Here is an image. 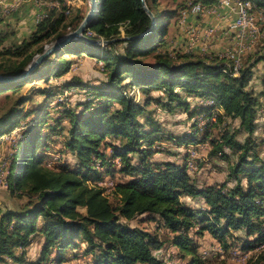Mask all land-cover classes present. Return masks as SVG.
<instances>
[{
	"label": "trees",
	"instance_id": "obj_1",
	"mask_svg": "<svg viewBox=\"0 0 264 264\" xmlns=\"http://www.w3.org/2000/svg\"><path fill=\"white\" fill-rule=\"evenodd\" d=\"M57 1L59 7L51 8L26 39L0 53V56L7 54L14 58L0 61V75H19L36 55L44 51L45 45L66 35L68 27L71 30L77 28L84 18L80 9L68 19L72 9L66 13V2ZM144 1L153 13L157 0ZM250 1L264 8V0ZM186 7L177 5L173 9H162V24L155 19L154 28L137 37L151 27V19L141 0H99L98 11L87 29L92 35L87 37L91 40L134 38L105 44L75 38L52 51L23 79L0 82V94L6 97L8 92L19 91L33 80L48 83L51 77H61L69 71L71 59H67V55H84L101 62L106 75L98 85L72 76L70 81L53 84L52 88L49 84L38 88L43 101L27 108L25 105L32 97L21 92L0 113V138L25 120L14 143L5 181L11 192L24 190L27 197L26 204L18 210H0V261L5 257L23 261L24 257L17 255L15 249L29 245L31 235L37 232L42 236L37 264L43 263L53 249L56 250L52 259L54 264H63L67 261V250L79 249L82 244L86 246L84 254L93 256L91 264H163L154 254L163 241L142 228L124 223L141 214L156 215L161 220L162 226L172 234L171 244L186 259L185 264H206L190 235V229L196 224L201 225L200 232L206 231L223 244L231 230L241 229L247 238L252 237L244 241V249L264 243L261 219L264 217V162H258L256 155L249 156L255 148L251 137L242 142L235 140L233 132H218L212 139L205 132L200 137V141L210 140L211 156L230 155L225 149L238 151L236 162L229 171L234 180L231 187L222 183L200 188L182 164L149 161L150 147L157 139L154 135L159 129L155 121L142 115L148 101L155 98L149 97L141 103L137 95L148 96L151 90L166 95L168 101L156 100L167 108H171V102L178 101L179 105L189 109L188 102L181 99L180 91L213 98L222 113L216 115L215 122L206 123L202 132L217 127L223 118L229 117L238 120V130L248 135L255 131L259 101L247 89L254 63L244 65L237 76H232L225 71L223 58L184 53L182 60L176 61L167 53L157 51L168 33V19L179 16ZM152 52H155L156 60L151 65L143 58ZM262 57V54L258 56ZM70 88L85 91L88 99L79 101L75 107L69 106L68 100L58 103L62 108L55 122L65 120L68 125L57 129L47 123L48 106L56 96ZM131 89L137 92L130 95ZM198 107L206 116L214 108ZM196 132L198 129L179 137L178 141L198 143ZM54 136H63L61 150L72 154L74 166L57 162L52 167L46 166V161L51 160L46 159L48 145L55 141ZM109 139L118 140L119 145ZM114 159H119V165H115ZM133 159L137 162L133 163ZM115 169L131 176L126 182L114 184L112 192L118 197L116 205L104 194V188L88 184L89 180H100L102 170L109 173ZM242 180L246 182L245 186ZM182 196L204 199L208 210L189 207L181 200ZM246 264L260 263L250 259Z\"/></svg>",
	"mask_w": 264,
	"mask_h": 264
},
{
	"label": "rangeland",
	"instance_id": "obj_2",
	"mask_svg": "<svg viewBox=\"0 0 264 264\" xmlns=\"http://www.w3.org/2000/svg\"><path fill=\"white\" fill-rule=\"evenodd\" d=\"M188 1L189 0H157V5L153 8V13L157 23L160 25L163 22V16L161 15L162 9H173L177 5L183 7V5H187ZM70 8L72 11L68 19L72 17L76 9H80L82 15L85 16L90 10V3L88 0H83V2L79 3V6L71 5ZM177 18L178 16L169 18L168 21L170 25L173 26V23L177 21ZM4 19L5 17H2L0 18V21H3ZM262 29L264 30V24ZM66 31L70 32L72 30L70 27H68ZM14 34L15 32L11 31L10 29L0 31V53L7 47H11L13 45L16 46L21 43H17ZM168 39L169 40H165L166 42L159 46L157 51L162 53L165 52L172 56L176 61H181V55L184 53H181L179 50H172L168 44L170 42V38ZM261 43L262 44L258 45L256 52H253L247 56L245 62V66L250 62L254 63V66L252 67L253 76L247 86V89L251 90L253 94L258 97L259 101L255 119V131L253 134L248 135L244 131L238 130V120L229 117L223 118L218 123L217 127L212 129L209 128L203 132L202 130L198 129V132H196L197 141H199L198 143H181V141H178V138L194 133L193 131L190 133L188 132L189 129H194L196 127V124L193 123V118L199 116L203 112L200 111L198 107V105H200L198 104L199 96L180 91L181 99L188 102L189 109L179 105L178 101L171 102V108H167L162 105V102H158L156 100L160 98L163 102H166L168 101L166 95L161 93L159 90H151L150 92L148 91V96H143L141 94L137 95V99L141 103L149 97L155 98L148 101V103L145 105L146 112H144L142 115L150 117L153 121H155V123H157L156 125H158L155 126L159 129L154 135L157 139L154 140L153 145L150 147L152 154L149 158V161H172L182 164L186 167L190 177L200 188H203L207 185H220L222 183H226L227 187H231L234 184V180L233 177L229 176V171L233 163L236 162L238 151L233 152L231 150L225 149L226 153L231 154L226 156H220L219 154L211 156L210 152L212 151L213 147L210 143V140L206 139L200 141V137H202L205 132H208L209 138L211 139L216 138L218 132H220V134H229L233 132L235 135V140L239 142L251 137L255 148L253 149L254 153L249 152V156L256 155L258 162L259 160L264 162V58H258L260 54L264 56V36L261 39ZM165 44L167 46H165ZM194 55L201 57L217 56L212 54ZM10 58L11 57H9L7 54L1 55L0 61H6L5 59ZM66 58L71 59V64L69 71L66 72L63 77H51L48 83L36 79L32 82H29L28 84H25L22 88H20L19 91L13 93L8 92L7 97L4 96V94H0V113L5 111L21 92L29 93L32 97L31 101L25 105L27 108L32 104L37 105L43 101L44 97L37 92V89L45 88L48 86V84L51 85L50 87L52 88L53 84L56 86L61 81H70L72 76L80 77L83 81L88 82L91 85H98L105 79V72H103L102 64L99 62L87 60L84 55H67ZM13 59L14 58H11V60ZM143 60L152 65L156 60L155 52L145 56ZM59 88L55 87V89ZM58 91L60 90H57V92ZM134 92L137 91H132L131 89L128 93L133 95ZM86 94L87 93H85V91L76 88H70L63 93H60L58 96H56V99L50 102V105L48 106L49 113L47 115V123L50 126L57 127V129L67 127L68 124L65 120H62L60 123L55 122V119L59 117L58 111L62 108L60 104L58 106V103H65L68 100L69 106L75 107L79 101L88 99ZM114 106L118 107L117 105ZM77 109L79 110L80 108ZM142 118L143 117H141V119ZM24 122L25 120H21L19 124L16 125V127L23 125ZM17 134L18 131H16V133L10 132L8 135L5 134V137L7 136L6 138H0V161L6 159L8 165L15 148V140L18 138ZM63 135H65V133H63ZM62 137L63 136H54V138H52L55 141H50L48 145L49 151H47L48 155H46V159H53L57 163H67V165L72 167L75 165V160L71 153L61 150L60 141L62 140ZM109 141H111V143L114 145H119L118 140L109 139ZM102 149L110 152V149L105 146H102ZM114 161L116 163L115 165H119V159H114ZM136 162V159H133V163ZM102 171L103 172L101 173L100 180L96 182L95 180H89L88 184H94L98 187L104 188V194L108 197L111 203L116 205L118 204V197L112 192L114 184L126 182L131 178V176L120 173L117 169L110 171L109 173L104 172L105 170ZM5 180V176L4 178H0V210H4L6 208L18 210L27 202V197L24 195V190L22 192L20 190L11 192L7 187ZM242 183L244 186L246 185L244 180H242ZM181 200L191 208L202 211L208 210V205L205 203V200L200 197L194 198L182 196ZM79 210L82 211L81 208H79ZM261 219L263 221L262 227L264 228V217H261ZM124 223H127L131 227L136 226L142 228L163 241V245L159 249L161 252L157 253L158 259H160L163 264H185L186 259L181 257L178 250L173 247L170 242L172 234L169 232V230L162 226L163 224L161 223V220L156 215L151 216L148 214H141L132 220H126ZM39 224H41V222H39ZM200 227V224H196L192 229H190V235L193 237V240L197 245L198 252L206 264H214L219 261H223L226 264H237L236 261H234L232 254V251L236 249L249 252V260L256 259L260 264H264V243L255 245V248L253 249H244L242 244L244 241H249L252 239V237L247 238L244 235L243 229L231 230L225 237V244H223L220 240L215 239L206 231L200 232ZM39 236V233H34L31 235V241L29 245L15 249V253L17 255L22 254L24 257L23 261L16 262L5 257L3 261H0V264H19L23 262L26 264H37V261H39V250L41 249V246L38 244ZM31 246H33V248ZM85 247L86 246L82 244L79 249L67 250V261H65L63 264H91L93 256L92 254H84ZM55 255L56 250L53 249L49 254V257L40 264H54L52 259L55 257Z\"/></svg>",
	"mask_w": 264,
	"mask_h": 264
},
{
	"label": "built area",
	"instance_id": "obj_3",
	"mask_svg": "<svg viewBox=\"0 0 264 264\" xmlns=\"http://www.w3.org/2000/svg\"><path fill=\"white\" fill-rule=\"evenodd\" d=\"M23 1L27 0H14L12 2H3L0 0V18L8 16L12 11L17 9ZM37 8L34 16V22L37 24L42 21L51 8H58L59 2L57 0H31ZM68 5L66 13H69L71 5ZM227 7L234 14L233 18L226 23L222 28L223 33L231 34L233 39V45L227 47L225 50L216 54L219 58L225 60V71L232 76H237L243 69L246 58L252 54L262 44L261 39L264 36V30L262 26L264 24V8L257 7L250 0H212V2L205 3L201 0H189L187 7L180 12L177 18V23L181 29H186V18L189 14H196L201 17L212 16L217 14L220 8ZM216 26L207 25L200 32L194 29H186L190 33V39L192 40L188 45L183 48L171 47L172 50H179L181 53H193L195 48V40L203 38V42L211 39L216 32ZM86 36L92 35L89 30L85 31ZM47 45H45L46 47ZM207 44L203 43L200 46L199 55L207 54ZM102 64L101 62H99ZM90 98V97H89ZM198 104L214 107L208 116L205 113L193 118V123L196 127L189 129L188 132H195L197 129L202 130L206 123H213L216 121V115L222 113V109L218 108L213 98H198ZM20 126L15 127L10 132L18 131ZM9 132V133H10ZM8 135V134H7ZM7 137V136H6ZM5 135L1 138H6ZM18 138L15 140L17 141ZM9 139V138H8ZM11 140V139H10ZM54 160L46 161L47 167L54 165ZM8 162L6 159L0 161V178L6 177ZM233 259L237 264H246L248 262L249 252L241 250H233ZM26 264V263H19Z\"/></svg>",
	"mask_w": 264,
	"mask_h": 264
},
{
	"label": "crops",
	"instance_id": "obj_4",
	"mask_svg": "<svg viewBox=\"0 0 264 264\" xmlns=\"http://www.w3.org/2000/svg\"><path fill=\"white\" fill-rule=\"evenodd\" d=\"M3 2H12L14 0H1ZM66 4L79 6L80 2L83 0H64ZM74 8V7H73ZM79 8V7H77ZM37 8L31 0L23 1L22 4L12 11L8 16L5 17L3 21H0V31L10 29L15 32V39L17 43L22 42L26 39L35 29L34 16L36 14ZM233 13L229 8L223 7L217 11V14L212 16L201 17L196 14H189L186 18V29H194L197 32H200L207 25L216 26V32L213 37L205 42H203V38L195 40V48L194 54L200 53V46L203 43L207 44L206 52L207 54L216 55L219 52L225 50L227 47L233 45V39L231 34H225L222 31V28L226 25L228 21L233 18ZM176 23V24H175ZM174 25H170L167 35L165 36V40H169V47H178L183 48L188 45L192 40L190 39L189 31L186 29H181L175 21ZM164 41V42H166ZM165 46H167L165 44ZM164 46V47H165ZM169 48V49H170ZM87 60L95 59L85 56ZM63 77V76H62ZM214 239V238H213ZM42 236H39L38 244L41 246ZM34 243V242H33ZM33 248V246H31ZM40 252V250H39ZM161 252L160 250H156L154 254Z\"/></svg>",
	"mask_w": 264,
	"mask_h": 264
},
{
	"label": "water",
	"instance_id": "obj_5",
	"mask_svg": "<svg viewBox=\"0 0 264 264\" xmlns=\"http://www.w3.org/2000/svg\"><path fill=\"white\" fill-rule=\"evenodd\" d=\"M88 1L90 3V10L84 16V18L82 19L80 24L77 26V28H75L74 30L68 32L66 35H64L62 38L56 40L55 42H52L49 45H47L45 47L44 51L42 53L36 55L32 59V61L26 66V68L19 75H11V76L10 75H0V82H13V81H19V80L23 79L25 76L29 75L37 67V65L45 57H47L52 51L57 49L59 46H61L65 42H67L69 40H72V39H75V38H79V39H82V40H85V41H88V42H91V43H98V44H105V43L113 42V41L119 40V39L134 38V37H123V38L107 39V40H104V39L91 40V39H89L85 35V31L88 29L91 20L93 19V17L96 15V13L98 11V2H99V0L96 1V2H95V0H88ZM141 2H142V7H143L144 11L147 13V15L151 19V27L147 31L137 35V37L147 34L155 26V17L153 15V13L146 6L144 0H141Z\"/></svg>",
	"mask_w": 264,
	"mask_h": 264
},
{
	"label": "bare ground",
	"instance_id": "obj_6",
	"mask_svg": "<svg viewBox=\"0 0 264 264\" xmlns=\"http://www.w3.org/2000/svg\"><path fill=\"white\" fill-rule=\"evenodd\" d=\"M98 1V0H95V2Z\"/></svg>",
	"mask_w": 264,
	"mask_h": 264
}]
</instances>
